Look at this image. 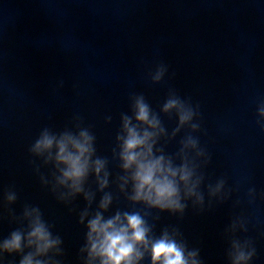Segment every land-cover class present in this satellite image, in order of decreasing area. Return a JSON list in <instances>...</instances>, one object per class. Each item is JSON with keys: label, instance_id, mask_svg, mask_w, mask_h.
<instances>
[{"label": "water", "instance_id": "1", "mask_svg": "<svg viewBox=\"0 0 264 264\" xmlns=\"http://www.w3.org/2000/svg\"><path fill=\"white\" fill-rule=\"evenodd\" d=\"M160 63L168 73L153 84L148 73ZM169 89L199 105L200 131L193 135L211 157L203 168L205 185L224 177L232 193L208 209L202 186L205 211L191 202L183 218L153 209L149 224L156 235L178 227L204 264H228L224 230L242 215L248 232L238 235L252 239L257 250L251 264H264V131L256 124L264 99V0H0V200L12 189L17 216L25 204L41 209L63 240L62 264H82L87 229L78 220L86 201L59 202L40 182V175L50 178L51 166L31 163L29 147L44 127L58 132L81 117L96 137L97 155L109 160L106 191L114 200L105 217L132 211L118 190L122 172L112 158L120 114H131L133 93H142L159 113ZM161 120L170 134L176 119L161 114ZM187 131L158 146L174 155ZM86 187L96 192L94 178ZM253 187L257 197L249 204ZM102 195L96 192L90 211ZM18 226L0 208V239ZM19 259L6 256L11 264Z\"/></svg>", "mask_w": 264, "mask_h": 264}, {"label": "clouds", "instance_id": "2", "mask_svg": "<svg viewBox=\"0 0 264 264\" xmlns=\"http://www.w3.org/2000/svg\"><path fill=\"white\" fill-rule=\"evenodd\" d=\"M167 73L168 66L160 63L148 76L153 84H159ZM129 100L131 114H120L112 158L119 161L122 172L116 178L118 190L134 210L117 209L105 217L114 200L113 194L106 191L110 186L109 160L97 155L96 137L79 116L73 118L71 127L61 131L41 129L28 149L34 158L31 163L40 160L43 166H51L50 178L40 175V182L59 202L70 205L77 196L86 201L78 220L87 229L85 243L79 249L82 264H142L145 259L149 264H204L200 249L190 248L178 227H164L156 235L154 225L148 222L153 209L183 218L189 202L193 209L205 211L202 186L207 191L208 209L213 202L223 204L231 197L232 190L226 189L224 177L205 185L203 168L211 157L193 135L200 131L199 105L182 98L175 89H169L159 113L142 93L131 94ZM161 114L176 119L170 134ZM256 115V124L264 131V99L258 102ZM110 121L111 117H107ZM184 129L188 131L174 155L158 146L162 139L172 140ZM35 171L39 174L40 165ZM90 177L94 178L96 192L103 193L94 212L90 209L96 192L86 187ZM260 195L264 198V193ZM247 196L249 204H254L256 189L249 188ZM16 200L17 193L12 189L6 190L0 200V208L7 210L10 221L19 225L0 239V264H11L6 262V256L13 255L20 257L18 264H62L58 259L64 255L62 238L53 233L38 206L25 204L17 216L10 207ZM136 205L142 209L135 210ZM247 232L248 220L242 215L234 216L225 228L228 264H251L256 257L254 241L238 235Z\"/></svg>", "mask_w": 264, "mask_h": 264}]
</instances>
